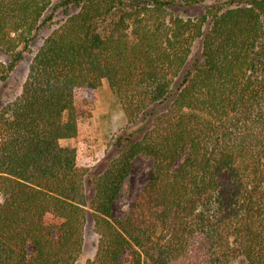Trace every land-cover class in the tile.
<instances>
[{
	"label": "trees",
	"instance_id": "obj_1",
	"mask_svg": "<svg viewBox=\"0 0 264 264\" xmlns=\"http://www.w3.org/2000/svg\"><path fill=\"white\" fill-rule=\"evenodd\" d=\"M54 1L0 0V49L12 57L0 82ZM57 1L77 10L0 108V264H264V0L195 17L173 9L206 0ZM105 80L137 126L118 136L89 200L93 145L62 140L81 133ZM139 154L154 158L152 175L114 218ZM88 205L98 248L80 263Z\"/></svg>",
	"mask_w": 264,
	"mask_h": 264
},
{
	"label": "rangeland",
	"instance_id": "obj_2",
	"mask_svg": "<svg viewBox=\"0 0 264 264\" xmlns=\"http://www.w3.org/2000/svg\"><path fill=\"white\" fill-rule=\"evenodd\" d=\"M220 2L225 6L234 5L237 0H206L203 3L191 6H176L173 9L174 14H180L185 17L200 16L206 11V7L212 3ZM75 6H61L55 0L46 13L47 21L38 30L35 38L30 44V50L27 49L22 59L11 72L8 78L0 82V108L2 105L14 100L23 90L24 83L28 77L32 58L45 38L51 31L60 25L68 15L75 12ZM208 26L206 27V29ZM203 38L199 37L191 52L188 65L191 66L196 60L202 59ZM0 59L6 63L12 60L10 54L0 49ZM145 123L144 120L140 124ZM137 125L129 122L126 117L122 104L118 101L114 91L107 80L101 86L100 98L92 116L88 117L83 125L81 133L73 138H65L62 144L66 146H77L80 150L85 151L88 144L93 145L95 151L94 166L91 174L87 179L88 199L94 194V183L91 181L106 166V161L116 153L115 142L118 136L128 130L135 128ZM154 168V158L148 154H139L132 164V170L127 177L124 187L116 199L112 217H123L133 207L137 194L145 187L150 179ZM88 220L85 229L84 248L80 256V263L86 262L93 258L97 252V243L99 233L95 229V220L92 208L88 205ZM31 252L34 246H30ZM236 264H246V261L239 258Z\"/></svg>",
	"mask_w": 264,
	"mask_h": 264
}]
</instances>
